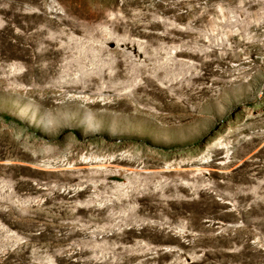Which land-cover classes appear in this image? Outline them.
Returning <instances> with one entry per match:
<instances>
[{
    "label": "rangeland",
    "instance_id": "obj_1",
    "mask_svg": "<svg viewBox=\"0 0 264 264\" xmlns=\"http://www.w3.org/2000/svg\"><path fill=\"white\" fill-rule=\"evenodd\" d=\"M0 264H264V0H0Z\"/></svg>",
    "mask_w": 264,
    "mask_h": 264
}]
</instances>
